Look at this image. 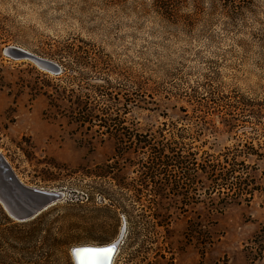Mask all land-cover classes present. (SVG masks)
I'll return each instance as SVG.
<instances>
[{"label": "rangeland", "instance_id": "rangeland-1", "mask_svg": "<svg viewBox=\"0 0 264 264\" xmlns=\"http://www.w3.org/2000/svg\"><path fill=\"white\" fill-rule=\"evenodd\" d=\"M12 46L59 71L7 53ZM74 95L92 96L97 109L127 99L129 125L142 132L172 120L199 157L245 140L264 155V0H0V151L23 183L64 194L33 225L0 203L6 263L75 264V246L114 243L113 264H264V253L250 254L264 227V157L248 160L253 198L223 212L208 199L184 208L172 194L137 198L118 184L138 178L141 156H118L100 121L90 130L71 119ZM226 102L239 118L246 110L240 129L214 113ZM197 221L207 242L187 234Z\"/></svg>", "mask_w": 264, "mask_h": 264}, {"label": "trees", "instance_id": "trees-1", "mask_svg": "<svg viewBox=\"0 0 264 264\" xmlns=\"http://www.w3.org/2000/svg\"><path fill=\"white\" fill-rule=\"evenodd\" d=\"M102 96L111 97L108 94ZM68 99L72 105L69 110L70 118L79 123H88L90 130L95 121H100L103 129L101 133H107L114 140L118 156L122 157L128 153L137 158L141 156L138 166L134 168L139 174L138 178L131 182L123 180L118 184L121 188L127 187L136 192L137 198L138 195L145 193V189L154 193L155 198L152 200L149 198L154 203L160 200H173L169 196L172 194L180 197L179 200L184 208L190 203L197 205L205 203L208 199L213 205L211 210L223 212L227 205L234 202L239 203L243 200L249 202L259 189L252 176L257 164L248 160L251 155L258 159L264 157L259 153V149L263 146L260 142L259 147L256 148L252 141L245 140L239 142L235 148H227L217 155L204 151L199 157L198 150L196 152L193 145L186 141V133L180 132L172 120H164L156 131L142 132L139 128L130 126L127 118L130 112L127 109V99L123 104L124 108L116 109L113 107L97 109L96 100L92 96L74 95ZM225 105H221V108L219 106L214 113L223 118V123L230 130L243 127L240 122L246 121V114H243L246 110H238L242 112V118H239L235 111L239 108L238 105L232 102H226ZM77 108L79 109L75 112ZM256 117L260 119L262 115L257 114ZM250 138L252 139L251 136ZM106 166L107 172L121 170L119 166L109 164ZM52 209L48 208L47 212H42L32 219L30 224L41 222ZM5 217L8 222H12L7 214ZM36 231L37 229H32L27 238L37 240ZM187 234L197 236V241L201 242L211 239L210 233L199 221H197V229L187 228ZM252 241L251 258L255 260L262 258L264 227L254 235ZM0 264H7L1 253Z\"/></svg>", "mask_w": 264, "mask_h": 264}, {"label": "water", "instance_id": "water-1", "mask_svg": "<svg viewBox=\"0 0 264 264\" xmlns=\"http://www.w3.org/2000/svg\"><path fill=\"white\" fill-rule=\"evenodd\" d=\"M7 53L19 57H28L35 60L39 65L54 72L59 71V66L46 58L40 57L18 47H9ZM61 191L29 186L23 183L13 170L7 158L0 151V203L13 219L24 222L37 217L42 211L63 198ZM114 244V243H111ZM116 245V244H115ZM108 244L93 246H75L84 252L88 249L107 247ZM115 250L113 251V253Z\"/></svg>", "mask_w": 264, "mask_h": 264}, {"label": "bare ground", "instance_id": "bare-ground-1", "mask_svg": "<svg viewBox=\"0 0 264 264\" xmlns=\"http://www.w3.org/2000/svg\"><path fill=\"white\" fill-rule=\"evenodd\" d=\"M83 245L99 246V245H105V244H79L78 246H83ZM113 255H115V253L113 252L110 254H107V258L105 259L103 258V254H97V253L90 252V251H84V252H80L79 254L75 252L72 255V257H73L75 264H112L113 257H114Z\"/></svg>", "mask_w": 264, "mask_h": 264}, {"label": "snow or ice", "instance_id": "snow-or-ice-1", "mask_svg": "<svg viewBox=\"0 0 264 264\" xmlns=\"http://www.w3.org/2000/svg\"><path fill=\"white\" fill-rule=\"evenodd\" d=\"M116 245L115 244H111L108 243L107 247H102V248H96V249H88L86 251H90V252H94L97 254H103V258H107V254L112 253L115 250ZM80 251H82L81 249H77V254L80 253Z\"/></svg>", "mask_w": 264, "mask_h": 264}]
</instances>
